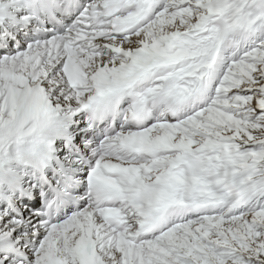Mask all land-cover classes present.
Wrapping results in <instances>:
<instances>
[{
	"label": "snow or ice",
	"instance_id": "obj_1",
	"mask_svg": "<svg viewBox=\"0 0 264 264\" xmlns=\"http://www.w3.org/2000/svg\"><path fill=\"white\" fill-rule=\"evenodd\" d=\"M0 264H264V0H0Z\"/></svg>",
	"mask_w": 264,
	"mask_h": 264
}]
</instances>
